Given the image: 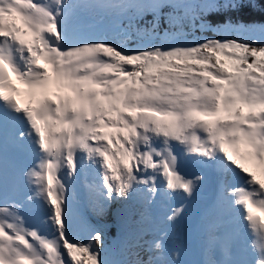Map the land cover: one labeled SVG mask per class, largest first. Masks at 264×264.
Returning <instances> with one entry per match:
<instances>
[{
    "label": "snow or ice",
    "instance_id": "obj_1",
    "mask_svg": "<svg viewBox=\"0 0 264 264\" xmlns=\"http://www.w3.org/2000/svg\"><path fill=\"white\" fill-rule=\"evenodd\" d=\"M0 264H264V0H0Z\"/></svg>",
    "mask_w": 264,
    "mask_h": 264
},
{
    "label": "rangeland",
    "instance_id": "obj_2",
    "mask_svg": "<svg viewBox=\"0 0 264 264\" xmlns=\"http://www.w3.org/2000/svg\"><path fill=\"white\" fill-rule=\"evenodd\" d=\"M119 205L113 206V212L111 211V207L109 208L108 212L104 215V216H96L91 209H88L87 211V219L89 222H92L97 229L104 230V228L102 227H107L108 226H103V225H110L112 224V226H114L117 230L115 235L113 236V234H111L110 232H108L107 234L104 233L106 236V240L109 244H112L115 240H117L120 236V232H121V227H122V223H123V219L122 216L118 217L116 215V210L117 208H119ZM115 210V211H114ZM97 224H102V225H97ZM105 228V229H107ZM109 230V229H108Z\"/></svg>",
    "mask_w": 264,
    "mask_h": 264
},
{
    "label": "trees",
    "instance_id": "obj_3",
    "mask_svg": "<svg viewBox=\"0 0 264 264\" xmlns=\"http://www.w3.org/2000/svg\"><path fill=\"white\" fill-rule=\"evenodd\" d=\"M245 20H248V19H257L259 20L261 17L259 16V14H256L255 16H244L243 17ZM210 35V34H209ZM109 229V230H108ZM108 229H104V230H101L103 233H108L110 232L111 234H113V236L115 235L116 233V228L115 227H111V228H108ZM106 236V235H105Z\"/></svg>",
    "mask_w": 264,
    "mask_h": 264
},
{
    "label": "bare ground",
    "instance_id": "obj_4",
    "mask_svg": "<svg viewBox=\"0 0 264 264\" xmlns=\"http://www.w3.org/2000/svg\"><path fill=\"white\" fill-rule=\"evenodd\" d=\"M171 203H172L173 206H178L179 203H180V201H179V199H176V200H174V201H171ZM114 211H115V210H114Z\"/></svg>",
    "mask_w": 264,
    "mask_h": 264
}]
</instances>
